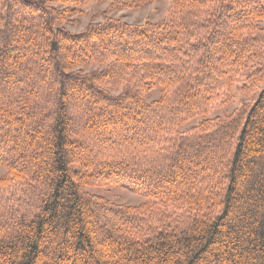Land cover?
Listing matches in <instances>:
<instances>
[{"label": "trees", "instance_id": "1", "mask_svg": "<svg viewBox=\"0 0 264 264\" xmlns=\"http://www.w3.org/2000/svg\"><path fill=\"white\" fill-rule=\"evenodd\" d=\"M106 1L0 0V264H264V0Z\"/></svg>", "mask_w": 264, "mask_h": 264}, {"label": "rangeland", "instance_id": "2", "mask_svg": "<svg viewBox=\"0 0 264 264\" xmlns=\"http://www.w3.org/2000/svg\"><path fill=\"white\" fill-rule=\"evenodd\" d=\"M116 0H108L104 3L89 2L84 6L74 8V13L68 20L61 24L71 33H79L91 23L102 22L104 19H118L128 24H142L144 22L159 23L168 18L169 2L167 0H152L149 4L138 9H119L115 5ZM264 27V20L261 22ZM99 69L98 67L82 68L84 72ZM235 97L222 109L213 112L209 117L217 116L224 118L229 116L240 104L249 102V98L243 97L238 91ZM160 89L157 87L147 95V101L152 102L159 98ZM194 120L190 124H195ZM6 173L5 168L0 166V177ZM88 191L103 196L115 203L138 207L145 200L125 189L108 187L103 189H89Z\"/></svg>", "mask_w": 264, "mask_h": 264}]
</instances>
